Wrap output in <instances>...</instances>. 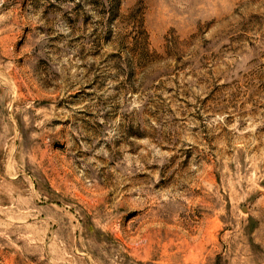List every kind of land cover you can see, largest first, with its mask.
Here are the masks:
<instances>
[{"label": "rangeland", "instance_id": "obj_1", "mask_svg": "<svg viewBox=\"0 0 264 264\" xmlns=\"http://www.w3.org/2000/svg\"><path fill=\"white\" fill-rule=\"evenodd\" d=\"M0 264H264V0H0Z\"/></svg>", "mask_w": 264, "mask_h": 264}]
</instances>
